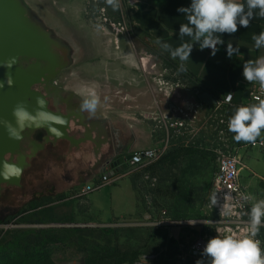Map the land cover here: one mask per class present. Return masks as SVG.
<instances>
[{
    "label": "rangeland",
    "instance_id": "1",
    "mask_svg": "<svg viewBox=\"0 0 264 264\" xmlns=\"http://www.w3.org/2000/svg\"><path fill=\"white\" fill-rule=\"evenodd\" d=\"M22 1L26 18L34 21L28 23L48 43L51 32L62 42L72 43L76 62L62 79L73 74L69 87L96 92L99 104L88 113L107 117L124 141L133 139L141 147L163 144L165 126L160 119H184L191 139L184 145L172 147L170 143L160 160L112 185L125 184L127 188L104 187L89 194L97 203L92 206L91 218L95 220L109 217L112 191L116 211L133 210L134 201V213L111 222H97L94 226L71 223L73 198L58 192L63 180H59L53 196L37 201L43 208L34 213L20 216L27 208L0 205V264H93L89 256L95 253V264H114L120 249L138 251L141 258L135 264H195L206 259L191 255V246L198 239L208 241L216 235L233 233L238 237L247 235L236 225L226 228L227 223L210 208L219 158L235 151L227 148L226 134L218 131L215 123L217 119L222 123V110L202 104L198 92L182 82L178 65L170 64V57L160 46L147 43V36L132 23L129 0H120L121 6L115 11L102 0ZM143 58L155 61L153 72L147 69ZM144 77L149 80L151 93ZM140 113L145 115L143 119ZM131 122H138L141 131L133 133ZM240 154L243 183L249 186L254 202L264 199V154L255 148ZM97 177L93 175L90 182L94 183ZM85 185L81 183L78 188ZM88 197L79 199L83 210L89 204ZM24 205L32 207L28 202ZM98 209L101 217L96 213ZM41 229L57 235L59 241L34 246L36 239L42 237ZM259 232L264 240V227ZM182 247H186L183 252Z\"/></svg>",
    "mask_w": 264,
    "mask_h": 264
},
{
    "label": "flooded vegetation",
    "instance_id": "2",
    "mask_svg": "<svg viewBox=\"0 0 264 264\" xmlns=\"http://www.w3.org/2000/svg\"><path fill=\"white\" fill-rule=\"evenodd\" d=\"M50 35V62L37 58L21 59L20 62L23 73L32 81L30 85L32 97H29V101L46 103L48 113L43 116L45 119L42 118L43 124L50 128L48 130V127L44 126L38 129H27L29 135L22 140L20 148L14 154L7 156L10 161L14 160L18 164L24 162V167L18 184L2 183L0 205L27 208L20 216L39 210L40 205L37 204L39 194L51 197L57 190L58 182L54 176L46 174L49 171V165L64 162L70 156H74L73 154L83 153V156L75 160V163L78 166L88 167V170L78 169L75 177L70 178L71 182L64 181L62 187L65 188L70 184H81L83 180L92 177L108 163L116 162L117 164L122 159L125 161L130 156V150L134 145L133 139L128 142L122 139L119 129L114 124H109L107 117L91 115L81 108L83 99L89 93L96 95V92L69 87L68 83L73 74L62 79L76 62L75 49L72 43L62 42L58 35H53L52 32ZM147 43H150L148 39ZM143 81L151 93L152 87L149 80L144 77ZM131 98L133 99L132 96ZM163 104L162 101L161 113L164 109ZM140 116L141 119L145 117L143 113H140ZM59 117L62 125H67L66 133L61 132L56 122ZM37 123L42 124L41 121ZM27 147L28 150L25 153L24 148ZM21 151L24 152L23 157ZM24 202L31 203L32 207L24 205ZM45 206L48 205L45 204Z\"/></svg>",
    "mask_w": 264,
    "mask_h": 264
},
{
    "label": "clouds",
    "instance_id": "3",
    "mask_svg": "<svg viewBox=\"0 0 264 264\" xmlns=\"http://www.w3.org/2000/svg\"><path fill=\"white\" fill-rule=\"evenodd\" d=\"M105 3L114 11L119 10L121 6L120 0H105ZM256 9L259 10V16L264 17V0H246V5L240 0H191L188 7L177 9L186 16L188 21L186 24H180L179 37L192 38L196 44H199L201 50L210 48L211 55L215 56L219 51L217 45L225 43L220 39V34H234L238 31V25L248 28ZM252 39L255 42V48L264 47V31L253 35ZM156 43L169 52L173 59L179 58L181 62L187 61L193 50V44L190 43H183L175 48L160 38H157ZM226 53L231 58L239 54L240 49L229 43ZM14 63H16V58L3 66L11 68ZM242 75L248 83L259 82L261 88L264 89V56L245 62ZM3 86V82H0V88ZM98 104L99 98L95 93H89L83 99L81 108L94 112ZM13 116L19 128H23L31 119L23 104H18L14 108ZM0 123H3L12 138H20L17 127L8 121ZM228 131L234 134L233 138L237 142L255 143L264 132V100L251 105L237 106L229 118ZM241 199L249 201L254 198L242 194ZM216 202L213 197L212 203L216 204ZM261 227H264V199L255 201L251 206L247 235L243 237L231 234L216 235L210 238L202 252V256L206 259H199L195 264H264L261 241L255 238ZM143 259L146 261L145 257Z\"/></svg>",
    "mask_w": 264,
    "mask_h": 264
},
{
    "label": "crops",
    "instance_id": "4",
    "mask_svg": "<svg viewBox=\"0 0 264 264\" xmlns=\"http://www.w3.org/2000/svg\"><path fill=\"white\" fill-rule=\"evenodd\" d=\"M240 2L245 3L246 5V0H240ZM190 3L191 0H129L131 20L133 25L147 36L148 41L153 46H160L156 43L157 38H160L163 42L169 43L173 48L178 47L183 43L193 44V50L191 52L190 58L184 62H181L179 58L173 59L169 52L165 50L164 51L168 57H171L179 64L187 67L199 78V80L204 85L212 88L214 90V94H210L218 102H222L227 95L233 94L234 98L232 103L224 106V109L230 118L237 106L251 105V93L254 86L259 83L255 81L248 83L245 81L242 71L245 62L248 60H256L257 58L264 56V47L260 49L255 48V42L252 39L253 35H258L261 31H264V17H260L258 14L259 10L256 9L254 10V17L251 20L248 28L238 25V31L236 33L220 34V39H222L225 43L223 45H217L219 51L215 56H212L210 48L201 50L199 44H196L192 38L188 36L183 38L179 37L180 24H186L188 21L186 16L178 12L177 9L179 7H188ZM229 43H231L234 47H239L240 49V53L234 55L231 58H229L226 53V47ZM129 125L131 126L133 133L136 134V131H141V127L138 122H131ZM263 136L264 132H262L260 137ZM144 148L148 147H141L140 145L134 144L130 151L133 152L137 149ZM24 150L25 153H27L26 151L28 150V147L24 148ZM82 156L83 153H78L74 157L70 156L64 162H57L49 165V171L46 173L47 176L53 175L57 182H60L59 180L66 182L68 181V183L71 182L70 178L75 177L78 169H83L85 171L88 170V167H84L83 165L78 166L75 163V160ZM16 160L18 159L16 158ZM12 162L14 164H18L14 160H12ZM101 169L94 175L98 176L101 172ZM90 178L83 180L82 183L90 182ZM244 184L249 187L246 183ZM80 185L81 184H70L68 187L61 188L60 190L58 189V192H65V194L70 196L71 199L73 198L74 202L70 206V214L72 215L71 223L93 224L98 222L100 224H104L117 218L130 215L136 210V205L133 201V210H130L129 212H126L125 210H123V212L116 211L114 203H112L114 202L115 196L114 191H112V198H109L110 202L108 203V208L111 207V211H109V217L104 220V218L101 217L102 211L98 209L96 213L100 214L99 217H101V219L95 220L91 218L92 212H94L92 211V206L97 205L94 196L90 195V198L88 197L89 204L85 207L86 209L83 210L82 207H79L80 198L78 197V193L80 189L78 187ZM110 186L112 185H108L106 187H109L113 190H115L114 188L120 190L126 187L125 184L121 186ZM44 197V195L39 194L37 196V200H42ZM119 199L120 197H117L116 195L117 203H119ZM128 199H131L130 196H128ZM42 208L43 206H40L39 209ZM255 238H260L262 240L263 245L261 248L264 250V240L263 237L260 236V232ZM185 248L186 247H182L181 251L183 252Z\"/></svg>",
    "mask_w": 264,
    "mask_h": 264
},
{
    "label": "water",
    "instance_id": "5",
    "mask_svg": "<svg viewBox=\"0 0 264 264\" xmlns=\"http://www.w3.org/2000/svg\"><path fill=\"white\" fill-rule=\"evenodd\" d=\"M26 14L22 0H0V82L4 84L0 88V122H10L17 127L20 136L19 139L12 138L3 123H0V190L2 183H19L24 162L14 164L7 156L20 148L22 140L29 135L27 129L45 126L43 116L48 113L45 102L29 101L32 95L30 91L32 81L23 73L20 66L21 59L27 58L50 62L51 51L48 41L32 28L30 24H34V21L26 18ZM13 58H16V63L11 68L3 66ZM198 96L200 101L208 106L217 105V100L209 92ZM18 104H23L31 117L23 128H19L13 116V110ZM37 121H41L43 125ZM56 122L61 132L66 133L67 125H62L60 117ZM47 129L50 130L49 127ZM123 161L122 159L121 162Z\"/></svg>",
    "mask_w": 264,
    "mask_h": 264
},
{
    "label": "built area",
    "instance_id": "6",
    "mask_svg": "<svg viewBox=\"0 0 264 264\" xmlns=\"http://www.w3.org/2000/svg\"><path fill=\"white\" fill-rule=\"evenodd\" d=\"M233 94H229L222 102L217 101V105H212L215 109L224 110V106L232 103ZM264 100V89L260 84H256L251 93V104L258 103ZM202 104L207 105L201 101ZM194 106V104H192ZM197 112V110H195ZM222 125L228 129V121L226 118V111L221 113ZM160 123H164L165 132H163V144L137 149L130 153V158L123 162H111L103 166L100 174L94 183L88 182L83 186L78 193L79 198H86L90 193L101 190L108 185H116L126 178L135 176L138 171H143L151 163L160 160L169 150V145L172 142L174 134L183 135L189 133L190 129L188 123L184 119H163ZM156 136V135H155ZM234 152L224 154L219 158L218 168L213 178V191L211 195L210 208L217 212L222 220L227 223L226 228L231 229L232 225H236L242 233L248 234V217L253 200L244 201L241 199L243 195L253 197L250 189L243 183L241 170L243 167L241 151L249 149H259L264 154V136L259 137L255 143H245L242 145H235L232 147ZM227 195V198H226ZM213 197L216 199V204L212 203ZM94 226V224H89ZM233 235H236V233ZM263 242L260 238H256ZM207 240L200 238L191 246V255L202 256L203 248ZM264 251V250H262Z\"/></svg>",
    "mask_w": 264,
    "mask_h": 264
},
{
    "label": "trees",
    "instance_id": "7",
    "mask_svg": "<svg viewBox=\"0 0 264 264\" xmlns=\"http://www.w3.org/2000/svg\"><path fill=\"white\" fill-rule=\"evenodd\" d=\"M102 1L105 2V0H102ZM169 62H170V64L174 63V64L178 65V67H179L178 72L181 74V80H182V82L187 84L189 88L193 89L195 92H198V94H201L204 92H209V93L214 94V90L212 88L204 85L199 80V78L194 73H192L187 67H185L179 63H176L175 60H173L171 57L169 59ZM169 67H171V66H169ZM182 67H183V70H182ZM213 108H215V107H213ZM223 111L225 113L226 110L225 109L222 110L221 113H223ZM226 118L229 119L227 114H226ZM219 122H220V120L217 119V121L215 123L218 126L217 127L218 131L224 132L226 134V146H227V148L230 149V148L234 147L235 145H242V144L246 143V142L235 141V139L233 138L234 134L229 132L228 129ZM190 139H191V135H189L188 133H184L183 135L174 134V137H173L172 142H171L172 147H173V145L174 146L175 145L178 146V145H182V144L184 145L185 142L189 141ZM189 143H191V141ZM39 234L42 235V237L36 239V241L34 242V246H36V244H37V246H39V247L40 246L44 247V246H47L48 244H50L52 242L57 243L59 241V237L57 235H55V234L50 235L51 233H49L45 229H41L39 231ZM47 240H49V241H47ZM41 243L44 245H42ZM97 258L98 257H97L96 253L90 255L89 256L90 263L95 264V262L98 260ZM116 258H115L116 261L114 264H126V263L135 264L138 261H140L141 256H140V253L138 251H128V252L126 251V252H124L123 250L120 249V250H118Z\"/></svg>",
    "mask_w": 264,
    "mask_h": 264
},
{
    "label": "bare ground",
    "instance_id": "8",
    "mask_svg": "<svg viewBox=\"0 0 264 264\" xmlns=\"http://www.w3.org/2000/svg\"><path fill=\"white\" fill-rule=\"evenodd\" d=\"M143 63H145L147 68L153 72V69L156 66V63H155V61L153 59H151V58H143Z\"/></svg>",
    "mask_w": 264,
    "mask_h": 264
}]
</instances>
